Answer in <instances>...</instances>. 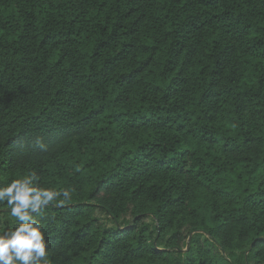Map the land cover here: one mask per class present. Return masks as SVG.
<instances>
[{
  "label": "trees",
  "instance_id": "obj_1",
  "mask_svg": "<svg viewBox=\"0 0 264 264\" xmlns=\"http://www.w3.org/2000/svg\"><path fill=\"white\" fill-rule=\"evenodd\" d=\"M29 171L72 192L48 264H264V0H0V185Z\"/></svg>",
  "mask_w": 264,
  "mask_h": 264
},
{
  "label": "clouds",
  "instance_id": "obj_2",
  "mask_svg": "<svg viewBox=\"0 0 264 264\" xmlns=\"http://www.w3.org/2000/svg\"><path fill=\"white\" fill-rule=\"evenodd\" d=\"M35 147L46 150L37 141ZM35 171L0 185V204H6L14 226L0 231V264H48L47 244L38 217L60 199H70L69 188L44 187Z\"/></svg>",
  "mask_w": 264,
  "mask_h": 264
},
{
  "label": "rangeland",
  "instance_id": "obj_3",
  "mask_svg": "<svg viewBox=\"0 0 264 264\" xmlns=\"http://www.w3.org/2000/svg\"><path fill=\"white\" fill-rule=\"evenodd\" d=\"M103 220H104V218H103ZM108 223H110V221H108Z\"/></svg>",
  "mask_w": 264,
  "mask_h": 264
}]
</instances>
